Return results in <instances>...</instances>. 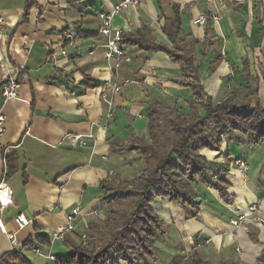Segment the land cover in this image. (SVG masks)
I'll return each mask as SVG.
<instances>
[{
	"label": "crops",
	"instance_id": "1",
	"mask_svg": "<svg viewBox=\"0 0 264 264\" xmlns=\"http://www.w3.org/2000/svg\"><path fill=\"white\" fill-rule=\"evenodd\" d=\"M118 1L0 0V113L5 117L0 180L5 151V180L12 191V203L0 208V258L18 250L31 264H54L33 250L39 247L60 258L85 244L81 236L89 224L101 226L106 218L100 183L135 180L145 169L140 153L129 147L135 139L148 141L152 106L187 112L194 98L189 87L179 84L187 80L180 64L166 50L152 47L188 49L197 41L193 57L205 93L219 101L237 89L250 91L251 105L264 108V0H146L114 13L112 29L138 39L122 44L129 60H121L115 70L117 60L104 56L107 39L99 33L98 14L113 13ZM208 13L217 20L194 23ZM174 17L180 27L177 42L163 32ZM63 31L72 35L73 45H62ZM62 47L67 56L59 54ZM15 68L27 77L20 80L17 98L5 100L1 82ZM108 81L120 86L109 119L100 98ZM71 137L78 138L76 144ZM200 154L220 171L208 172L207 180L223 179L225 192L198 182L190 203L154 197L150 207L162 228L146 264H181L191 253L208 264H261L264 139L251 143L249 135L235 131L218 150L204 148ZM74 208L79 209L75 230L64 241L46 245ZM19 213L30 220L23 229L15 223ZM239 216L245 220L232 225Z\"/></svg>",
	"mask_w": 264,
	"mask_h": 264
},
{
	"label": "trees",
	"instance_id": "2",
	"mask_svg": "<svg viewBox=\"0 0 264 264\" xmlns=\"http://www.w3.org/2000/svg\"><path fill=\"white\" fill-rule=\"evenodd\" d=\"M163 32L177 42L180 33L178 18L174 17L164 26ZM137 41V37L128 38L121 33L122 44ZM198 45L193 41L188 49L178 45L174 49L152 47L166 50L180 64L182 76L187 80L179 84L190 88L193 102L188 104L185 113L162 104L152 106L147 115L148 141L135 139L129 147L140 153L145 164L143 173L127 182L108 178L100 183L105 191L104 224H89L86 243L58 258L60 262L119 264L126 261L128 264H146V258L153 256L156 232L162 228L150 207L153 198L166 197L174 203H190L195 198L192 185L198 182L212 185L224 194L227 184L223 179L216 182L207 180L208 172L219 174L220 171L206 161L200 150H218L222 139L235 131L249 135L251 143L264 139V108L257 103L251 105L250 91L241 93L237 89L219 101L205 93L198 81V65L193 57ZM7 162L9 167V155ZM11 169L10 165L8 172ZM45 243L49 245L48 237ZM183 261L184 264H208L195 253ZM258 261L264 264V250ZM0 264L31 262L21 251L12 250L0 258Z\"/></svg>",
	"mask_w": 264,
	"mask_h": 264
},
{
	"label": "built area",
	"instance_id": "3",
	"mask_svg": "<svg viewBox=\"0 0 264 264\" xmlns=\"http://www.w3.org/2000/svg\"><path fill=\"white\" fill-rule=\"evenodd\" d=\"M141 1L146 0H119L118 3L113 8V13H99L98 19L100 21V29L99 33L107 39L106 44L104 45L105 52L104 56L106 60L115 59L117 60L116 64L114 65L113 69L117 70L119 67V62L121 60H129V58L126 56L121 43V31L120 30H113L112 24H111V18L112 14L118 13L122 10H126L131 6H134ZM217 15L213 13L208 14H202L200 15L195 21V24L203 25L207 22L208 19L217 20ZM2 30V19L0 18V31ZM61 40L63 46H71L73 45V37L71 34H69L67 31H63L61 34ZM59 54L62 56H67L66 50L62 47L59 50ZM51 57L49 56V59ZM27 74L22 71L19 68H15L12 72L8 73V75L4 78V80L1 82V92L5 100L10 99H16L17 98V90L20 86V80L21 78H26ZM120 92V86L117 83H110L109 81L105 83L102 87V90L100 92V98L106 103L107 105V113L106 117L107 119L111 118L113 116V96L118 94ZM4 122L5 117L2 113H0V138L3 135L4 132ZM78 138L77 137H71L70 141L72 144L77 143ZM0 150H1V144H0ZM2 158L3 160V166L4 171L3 175L4 177L0 180V208H4L12 203V191L10 187L8 186L5 176L7 174V164H6V153L5 151H2ZM236 164L242 168L243 170L247 169V165L244 162L236 161ZM216 178V177H215ZM255 206L250 207V210H255ZM79 215V209L74 208L71 210L70 213H67L65 216V224L55 231L51 233L49 236V247L54 242H62L64 241L67 233H71L75 230V218ZM245 220L244 216H239L236 219H232L231 223L234 226H238L239 222ZM15 223L18 229L25 228L29 223L30 220L23 214L19 213L15 218ZM7 237L10 240L14 239V234L8 233ZM82 241L86 240V235L83 234L81 236ZM34 254L40 257H45L49 261L53 262L54 264H64L63 262H60L58 258L52 254V253H44L41 248H35ZM77 264V263H72ZM184 264V261L181 263Z\"/></svg>",
	"mask_w": 264,
	"mask_h": 264
},
{
	"label": "water",
	"instance_id": "4",
	"mask_svg": "<svg viewBox=\"0 0 264 264\" xmlns=\"http://www.w3.org/2000/svg\"><path fill=\"white\" fill-rule=\"evenodd\" d=\"M84 142V144L86 145V146H90V145H92V143L90 142V141H87V140H85V141H83Z\"/></svg>",
	"mask_w": 264,
	"mask_h": 264
},
{
	"label": "rangeland",
	"instance_id": "5",
	"mask_svg": "<svg viewBox=\"0 0 264 264\" xmlns=\"http://www.w3.org/2000/svg\"><path fill=\"white\" fill-rule=\"evenodd\" d=\"M221 97H223V95H220L219 97H216L215 99H219V98H221ZM124 208H125V206H124ZM36 257V256H35ZM37 258V257H36Z\"/></svg>",
	"mask_w": 264,
	"mask_h": 264
}]
</instances>
